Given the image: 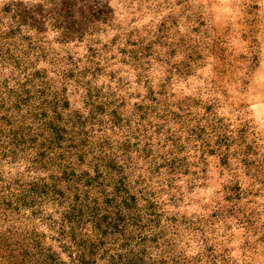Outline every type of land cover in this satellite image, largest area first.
I'll use <instances>...</instances> for the list:
<instances>
[{
    "label": "rangeland",
    "instance_id": "rangeland-1",
    "mask_svg": "<svg viewBox=\"0 0 264 264\" xmlns=\"http://www.w3.org/2000/svg\"><path fill=\"white\" fill-rule=\"evenodd\" d=\"M16 91L31 113L13 108ZM56 97L63 113L42 104ZM42 123H76L77 145L87 141L76 177L94 176L88 163L105 141L121 146L142 216L126 237L147 247L144 262L264 264V0H0V239L30 254L40 239L70 264L48 219L62 207L1 205L61 176L50 164L31 170ZM71 186L59 189L72 198ZM117 237L95 264L126 254Z\"/></svg>",
    "mask_w": 264,
    "mask_h": 264
},
{
    "label": "trees",
    "instance_id": "trees-1",
    "mask_svg": "<svg viewBox=\"0 0 264 264\" xmlns=\"http://www.w3.org/2000/svg\"><path fill=\"white\" fill-rule=\"evenodd\" d=\"M18 92V93H17ZM25 91H16L13 108L18 113H31L29 109V100L24 99ZM66 102L60 106L59 97H56L53 102L42 103L45 108L52 110V113H63L59 108L65 109L68 106ZM47 108V109H48ZM139 111L145 112L144 109L138 108ZM48 110H44L46 113ZM113 119L110 121L113 125L111 130L119 127L120 121L117 111L112 112ZM147 113V112H145ZM34 120V118H33ZM47 126V123H42L40 127ZM68 126V125H67ZM66 125H51L43 135L44 138L40 145L34 142L33 148L37 149L35 162L32 163L31 170L46 168L49 164L58 170L61 176L52 175L50 183L44 180H37L28 184L27 188H23L20 195L13 200L11 195H4L1 205H5L7 209L20 210L24 207H34L36 204L44 201L53 206L57 204L62 207L61 219L54 220L51 217L50 227H53L57 234L53 239L60 244V249L67 254L70 264H95V256L100 251L101 246L107 244L109 237L119 236L115 239V243L123 239L125 233V243L120 250L127 248L132 241V238L126 237V231L129 227H139L142 222V216L138 213V205L135 196H131L127 189L125 179L121 177L124 172V167L119 166L118 161L122 160L124 154L119 156L122 150L118 145L116 149L105 141V145L101 144L98 148L99 156L94 157V161L88 163V168L94 173L85 172L82 176L76 177L75 169H72L73 164L79 166L85 165L86 139H81L77 145V136H81V132H75L78 129L74 123V130H69ZM73 130V131H72ZM44 132V133H45ZM26 141V140H25ZM22 141V143H25ZM107 151H105V147ZM125 152V150H124ZM48 159V161H47ZM171 169L173 167L169 166ZM74 172V173H73ZM55 173V172H54ZM114 181V192L109 193L108 187L110 182ZM72 183L71 187H67L68 192H74V196L70 198L59 189L60 185ZM110 183V185H109ZM97 193V197L93 199L89 197L91 191ZM8 192V189H6ZM88 196V197H87ZM42 200V201H41ZM6 209V210H7ZM144 228V227H143ZM128 236V235H127ZM112 241V240H111ZM146 243L145 239L141 240ZM112 243V242H111ZM31 245V244H30ZM30 245H27L28 247ZM18 245H13L8 242V239H0V259L1 264H63V262L52 253V249L42 247L40 239L36 240L33 248L36 253L30 254L27 251H21L17 248ZM22 247H25L22 245ZM135 246H131L125 255L113 253L107 255V264H151L144 262V256L147 252V247L142 251L136 252ZM19 257V258H18Z\"/></svg>",
    "mask_w": 264,
    "mask_h": 264
}]
</instances>
